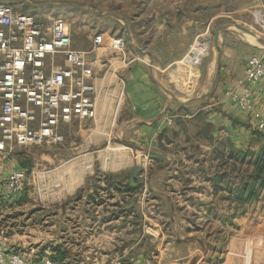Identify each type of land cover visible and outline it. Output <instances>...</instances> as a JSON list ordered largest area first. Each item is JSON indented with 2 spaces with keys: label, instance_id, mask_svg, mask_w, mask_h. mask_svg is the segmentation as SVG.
Listing matches in <instances>:
<instances>
[{
  "label": "rangeland",
  "instance_id": "obj_1",
  "mask_svg": "<svg viewBox=\"0 0 264 264\" xmlns=\"http://www.w3.org/2000/svg\"><path fill=\"white\" fill-rule=\"evenodd\" d=\"M30 1L35 4L69 3L109 13L111 10L121 11L119 5L112 2L108 5L106 0ZM215 2L217 0H210L208 5L210 15L218 10L219 4ZM3 3L11 4L45 21L48 18H62L68 24L70 23L71 31L75 34V43L79 46L85 44L86 38L91 37L95 32L109 30V34L122 37L126 47L131 49L123 22L113 17L99 16L83 10L60 6L33 9L25 6L20 0H7ZM227 7L228 5H223V8ZM202 23L205 34L195 43L204 47L203 53L205 51L206 55L201 60L200 57L203 54L199 55L196 59L197 63L191 55L187 57L194 64L200 61V65L215 53L211 28L222 25L224 21H204ZM208 23L210 27L206 30ZM226 23H229L228 26L234 30L233 33L241 37L243 46L244 44L258 46L257 38H264V32L255 24L253 18L243 22L245 24L237 25L234 21ZM236 26L251 30L254 33L251 36H256L255 43L247 40L250 34L244 35L235 28ZM206 46H209L208 50H205ZM201 47L195 49H202ZM107 60L112 61V69L109 71L112 81L111 85L102 88V91L108 89L109 93L118 96L122 88L119 74L126 67L118 54H109ZM102 64L110 65L104 60ZM186 65L184 60L179 63L181 69L186 68L189 72H184L180 78H177V84L182 90H192L198 76L196 70L200 65ZM103 73L104 71L101 75ZM108 99L111 106H108L106 99L102 117L94 121H76L66 126L62 143L43 144L16 150L2 161H5L6 166L3 165V167L8 170H24L28 183L20 198L19 196L13 197L5 202L0 200L2 210L0 212V242H3L4 238L8 239L13 233L34 231L35 233H32L34 237L40 236L45 230L48 232L47 228L52 227L58 221L57 213L55 211L47 216L42 213V210H47V208L56 210L58 206L66 204L69 212L61 220L65 223L67 231L66 243L74 248V242L80 241L78 230L75 229L79 219L75 218L73 210L75 199H78L74 196L77 191L81 190L84 196L82 204H88L92 198L88 192L90 189L102 191L101 195L105 196L103 197L105 200L106 187L113 185L114 189L116 185L119 186L122 180L125 182L130 178V169L139 166L142 170L138 176L147 181L146 192L140 198L139 208H137V198L130 195V207L127 211L130 225V254L123 264H219L221 263L220 258L223 257L221 253H226L228 257L236 256L238 259L236 262L228 260L227 264H250V259L255 253H258L259 257L263 255L264 252L261 253V251L264 247V231L258 229V235L255 234L253 239L250 238V232L247 230L249 227H244L243 224L240 226L237 222V220L241 222V219H245L252 223H260L261 219H264V182L262 180L257 182L252 177L255 171L253 153L259 151L261 143H256L253 135L252 139H249L246 133L243 135L242 145L246 144L247 147L241 149L242 151H238L237 148L234 151L229 140H226L225 169L220 172L221 180L218 187L221 195L209 197L210 207H202V202L206 203L205 198L201 200L197 197L192 201L187 196L191 188L205 186V182H195L191 179V175H201L203 172L205 175V171L196 166H190L187 160L189 153L194 152L197 157H200L201 153L198 150L187 149L189 146L182 147L178 145L180 143L174 141L172 146L160 147V152L165 153L169 158L173 157L170 161L166 162L155 157L151 159L149 155L153 149L149 151L142 144L129 145L126 133L122 135L119 130V123L123 118L121 108L123 100L119 107H116L117 98ZM183 123L184 121L181 122ZM241 126L249 129L250 133L259 132L262 135L260 141L264 142V132L255 130L256 128L249 124V120L247 122L244 120ZM173 135L174 133H168L169 137H165L166 145L170 143L168 138L176 139ZM138 145L143 148L139 149ZM238 153L241 155L246 153V157L244 159L242 157L239 161L241 156ZM262 178L264 179V175ZM110 179L113 182H110ZM130 179L131 184L137 183L132 178ZM201 183H204V186ZM245 187L247 190H244V193L253 191V196L241 201L237 200L235 192ZM98 201L100 203L103 200L98 198ZM188 203H194V206ZM46 216L50 219L48 220ZM240 231L241 237L239 234L237 236ZM75 233L78 238L75 237ZM235 236L237 240H234ZM177 238L179 242L173 243ZM79 248L75 250L78 254L89 252L90 249L85 245L81 250ZM10 252L24 253L18 249H11ZM76 256L79 257V255ZM68 258L69 261H65L66 264L80 263L79 258L74 257L73 254H70ZM83 264H112V262L92 259L84 260Z\"/></svg>",
  "mask_w": 264,
  "mask_h": 264
},
{
  "label": "crops",
  "instance_id": "obj_2",
  "mask_svg": "<svg viewBox=\"0 0 264 264\" xmlns=\"http://www.w3.org/2000/svg\"><path fill=\"white\" fill-rule=\"evenodd\" d=\"M111 2L119 5L121 11L111 10L110 13L125 19L134 44L148 54L140 56L132 47L126 48V56L132 59V62L119 74V81L124 88L121 107L123 118L120 120L119 130L122 135L126 133L129 145L142 144L149 151L153 149L151 154H148L151 159L155 157L166 162L170 161L173 157L169 158L168 155L160 152V147L172 146L174 141L180 143L178 145L182 147L189 146L187 149L198 150L201 153L200 157L193 152L189 153L187 160L190 166L205 171L206 176L203 175L204 172L201 175L197 173L191 175L193 181L205 182V186L201 183L205 188L193 187L187 196L192 201L197 197L201 200L205 198L206 203L202 202L201 206L209 208L210 198L221 195L218 187L221 180L220 172L225 169L226 140H229L234 151L236 148L242 151L241 149L247 147L246 144L242 145L243 135L247 133L249 139H252V132L241 126L242 122L249 120V124L255 127L249 112L242 111L226 97V92L233 90L240 93L243 87L250 88L254 110L264 118V97L261 90L264 79L254 84H248L243 80L247 59L263 55L264 48L256 45L248 46L244 43L243 46L241 37L233 31L221 33L219 61L216 62L214 53L197 67L198 76L192 90H182L177 84V78H180L184 72H189L186 68L181 69L179 63L189 52L192 43L205 34L202 22L221 20L224 21L222 25L225 26L229 25L226 23L228 21H234L237 25L245 24L243 22L252 19L257 10H264V0H217L215 3L219 4L218 10L212 15L209 14L208 9L210 0H106L108 5ZM223 5L228 7L223 8ZM209 27L210 23L205 27L206 30ZM108 32L109 30L95 32L91 37L86 38L85 44L79 46L75 43V34L71 31L72 46L78 49L90 48L92 37L97 33H103L106 37L116 36ZM193 48L196 46H192L191 50ZM58 61L62 63V60ZM104 61L112 64L107 58ZM97 66L102 67L100 63ZM111 69L112 65L105 64L100 72L102 78L98 76L95 81L101 92L102 88L111 85L112 76L109 75ZM102 71H104L103 75H101ZM160 87L177 99L190 102L179 105L162 92ZM106 99L108 106H111L104 93L98 95L95 120L103 116ZM169 120H171L170 125H168ZM183 121L184 123L181 124ZM168 133H174L173 137L176 139L168 138L170 143L166 145L165 137ZM138 148L143 147L138 145ZM4 162L0 161V196L4 191L3 181L9 171L3 167ZM141 179H143L142 183L135 184L130 183V178L125 182L122 180L118 190L113 189V185L106 187L105 200L103 199L105 196L101 195L102 191L90 189L88 192L92 198L88 204H82L84 196L81 190L77 191L74 196L78 199H75L73 210L75 218L79 219L75 229L78 230L80 241L74 242V248L66 243L67 231L65 223L61 220L69 212L66 204L58 206L56 210L50 208L42 210L47 216L55 211L57 213L58 221L47 228L48 232L45 230L40 236L34 237L32 236L34 231L13 233L8 239L4 238L3 242H0V248L5 254L13 253L10 252L11 249L22 250L24 253L20 254L29 264H39L45 258H52L55 254L53 248L57 246L62 247L65 253L64 263L69 261L68 256L73 254L74 257L79 258V264H83L84 260L92 259L123 264L130 254V225L127 215L130 195L137 198L136 203L139 208L140 198L146 192L147 181ZM110 182L113 180L110 179ZM128 186L135 188L132 192H128L126 191ZM18 196L20 198L22 194ZM98 198L103 201L99 203ZM188 204L194 206V203ZM47 216L49 220L50 217ZM237 222L240 226L243 224L244 227H249L247 230L250 232V238L254 239L255 234L258 235V229L264 231V219H261L260 223H252L245 219ZM241 231L237 236L241 235ZM77 234L75 233V237L78 238ZM237 236L234 240H237ZM176 241L179 242L178 238L173 243ZM83 245L90 248L89 252L78 254L75 250L79 248L78 246L81 250ZM263 252L264 247L261 253ZM257 254L252 256L250 264H264V254L260 257ZM221 256L223 257L220 258L219 264H227L228 260L233 262L238 260L236 256L228 257L226 253H221Z\"/></svg>",
  "mask_w": 264,
  "mask_h": 264
},
{
  "label": "built area",
  "instance_id": "obj_3",
  "mask_svg": "<svg viewBox=\"0 0 264 264\" xmlns=\"http://www.w3.org/2000/svg\"><path fill=\"white\" fill-rule=\"evenodd\" d=\"M46 20L11 4H0V161L16 150L62 143L65 126L96 119L99 94L117 98L116 107L123 100V87L117 96L108 89L101 92L95 81L105 66L102 61L109 54L120 55L125 67L132 62L126 56L124 39L97 33L90 48L78 49L72 46L70 26L65 20L58 17ZM253 20L264 32V10L255 12ZM192 46L201 47L194 42L183 60L187 65H200V61L194 64L187 58ZM205 55L204 51L200 60ZM261 79H264V54L250 57L244 67V82L254 84ZM261 90L264 97V84ZM251 95L248 87H243L240 93L226 92V97L242 111L249 112L256 130L264 132V118L254 110ZM27 183L24 170H9L0 200L5 202L24 193ZM0 264L29 262L18 253L5 254L0 248ZM39 264L59 263L45 258Z\"/></svg>",
  "mask_w": 264,
  "mask_h": 264
},
{
  "label": "water",
  "instance_id": "obj_4",
  "mask_svg": "<svg viewBox=\"0 0 264 264\" xmlns=\"http://www.w3.org/2000/svg\"><path fill=\"white\" fill-rule=\"evenodd\" d=\"M4 1L7 0H0V4L3 3ZM25 6L33 8V9H41V8H46V7H54V6H60V7H65V8H73V9H77V10H83L85 12H89V13H94L96 15L99 16H104V17H113L121 22H123V27L125 29V32L127 34V38H128V42L130 43L131 47L138 53V55L140 56H147L148 54L146 52H144L143 50H141L138 46H136L135 44H133V40L130 36V32H129V27L127 22L125 21L124 18L117 16L115 14L109 13V12H102L99 10H94V9H86V8H82L79 6H76L74 4H69V3H41V4H35L32 3L30 0H20ZM238 31H240L241 33L245 34H250L253 35L254 33L249 30L246 29L244 27H240V26H236L235 27ZM234 31L232 28H230L229 26H217L212 28L211 32L213 34V39H212V44L213 47L215 49V60L216 62L219 61L220 56H221V47H220V34L221 33H225V32H232ZM257 43L259 47L264 48V38L258 37L257 38ZM156 84L159 86V84L156 82ZM161 88V87H160ZM162 92H164L169 98H171V100H173L175 103L179 104V105H185L187 103H189L190 101H181L179 99H177L175 96H173L172 94H170L169 92L165 91L163 88H161ZM142 168L139 166H135L132 167L129 171V176L130 178H132L133 180H135L137 183H142L143 179H141L138 175L140 174Z\"/></svg>",
  "mask_w": 264,
  "mask_h": 264
},
{
  "label": "trees",
  "instance_id": "obj_5",
  "mask_svg": "<svg viewBox=\"0 0 264 264\" xmlns=\"http://www.w3.org/2000/svg\"><path fill=\"white\" fill-rule=\"evenodd\" d=\"M24 12V11H23ZM252 135L254 136L255 138V142L256 143H261V146H260V149L257 153H253L254 155V167H255V171L253 172V178L258 182L259 180L262 182H264V179L262 178V175H264V142H261L260 139H261V134L257 131H254L252 133ZM239 156H241L240 159H244V157H246V153H238ZM260 182V184L262 183ZM120 185V184H119ZM135 188V187H134ZM133 187H130L128 186L126 189V191L128 192H132L134 190ZM114 189H119V186L116 185V187ZM244 190H247V187L245 188H242V190H238L236 191V199L237 200H244V199H248L249 197H252L253 195V191L252 192H245L244 193ZM53 251H55V254L53 255V257L51 258L53 261L59 263V264H66L64 263V258H65V253L64 251L62 250V247L60 246H57L55 248H53Z\"/></svg>",
  "mask_w": 264,
  "mask_h": 264
},
{
  "label": "bare ground",
  "instance_id": "obj_6",
  "mask_svg": "<svg viewBox=\"0 0 264 264\" xmlns=\"http://www.w3.org/2000/svg\"><path fill=\"white\" fill-rule=\"evenodd\" d=\"M255 38H256V36H251V35L247 36V40L252 42V43H255V41H256ZM191 51L192 52L190 55L192 56V59H195V62L197 63L198 61L196 59L198 58L199 55L203 54V48L202 49L193 48V50H191Z\"/></svg>",
  "mask_w": 264,
  "mask_h": 264
}]
</instances>
